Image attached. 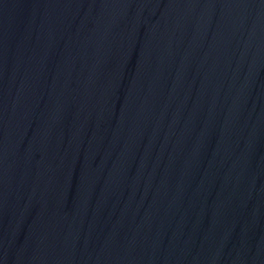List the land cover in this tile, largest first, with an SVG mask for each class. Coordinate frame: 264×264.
Listing matches in <instances>:
<instances>
[{
    "label": "water",
    "instance_id": "water-1",
    "mask_svg": "<svg viewBox=\"0 0 264 264\" xmlns=\"http://www.w3.org/2000/svg\"><path fill=\"white\" fill-rule=\"evenodd\" d=\"M0 223L46 264H264V0H0Z\"/></svg>",
    "mask_w": 264,
    "mask_h": 264
}]
</instances>
